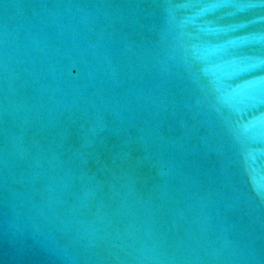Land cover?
I'll use <instances>...</instances> for the list:
<instances>
[{
  "label": "water",
  "instance_id": "water-1",
  "mask_svg": "<svg viewBox=\"0 0 264 264\" xmlns=\"http://www.w3.org/2000/svg\"><path fill=\"white\" fill-rule=\"evenodd\" d=\"M0 264H264V0H0Z\"/></svg>",
  "mask_w": 264,
  "mask_h": 264
}]
</instances>
